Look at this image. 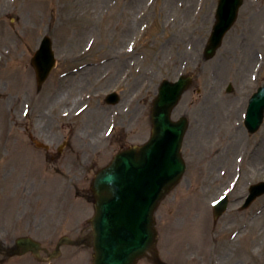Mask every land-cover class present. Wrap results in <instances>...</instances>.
Listing matches in <instances>:
<instances>
[{"label":"rangeland","instance_id":"374dc122","mask_svg":"<svg viewBox=\"0 0 264 264\" xmlns=\"http://www.w3.org/2000/svg\"><path fill=\"white\" fill-rule=\"evenodd\" d=\"M216 1L191 0L184 13L179 10L182 0H0V240L5 245L31 235L52 248L62 235L47 234L53 220L65 216L64 232L79 218L90 217L88 191L81 188L89 186L95 170L116 150L147 139L158 82L184 71L195 80L173 118H189L186 169L155 212L160 257L168 264H264V195L239 209L247 186L264 179V122L248 135L240 114L264 79V0H245L222 47L205 60ZM43 34L50 36L58 64L38 92L30 58ZM129 44L134 50L123 54ZM118 58L122 61H111ZM115 63L118 72L132 64L126 79L117 72L118 82L99 80ZM79 65L84 67L61 75ZM119 87L122 99L113 114L115 106L103 105L102 98ZM78 107L83 112L71 116ZM64 112L68 117L60 116ZM110 124L115 125L112 137H103ZM64 125H73L83 140L92 133L85 143L94 152L89 168L77 163L82 155L78 137L71 138L56 161H49L29 138L37 134L56 140L68 133ZM70 162L77 167L67 175ZM79 171L84 181L75 193L70 183ZM234 181L228 209L214 221L211 202ZM61 188L64 196H59ZM60 197L69 198L70 207L52 215L49 207ZM19 212L30 217L14 221ZM3 225L10 234L2 232ZM61 250L50 264H91L88 246L64 245ZM0 264L48 263L29 253L9 258L0 253ZM137 264L152 263L144 258Z\"/></svg>","mask_w":264,"mask_h":264},{"label":"water","instance_id":"95a60500","mask_svg":"<svg viewBox=\"0 0 264 264\" xmlns=\"http://www.w3.org/2000/svg\"><path fill=\"white\" fill-rule=\"evenodd\" d=\"M226 2L219 8L217 27H215V30H217L215 40L213 42L210 40L208 43L206 57L213 54L215 48L219 45L218 39L235 17L229 15L235 1ZM47 43L48 49H42L38 52L42 62L51 65L54 60L49 39H47ZM47 43H45L46 46ZM33 64L36 67L39 81H42L48 70L45 71L37 67L41 63L36 57L33 59ZM187 84L188 79L184 78L183 81L180 80L173 85L166 82L160 87V92L153 103L151 116L152 138L150 141L142 147H134L125 152L131 157L128 159L129 165L119 155L118 162L113 168H107L99 178L94 179L92 189L95 196L97 215L92 222L94 229L93 264H135L139 257L153 247L156 232L153 227L152 213L158 200L175 183V179H171L175 173L164 184L153 175L151 177L147 176L143 181V167L138 168L135 172L131 169V166L134 170L136 167H140L139 161L143 160V157L151 156L154 152V144L158 141L169 144L178 135V129L172 126L173 123L168 119V111ZM249 106L247 122L252 127L251 130H255L261 121L264 108V85L253 95ZM133 159H137L136 165H131ZM179 167L183 166L177 165L175 169L178 170ZM149 179L156 181V187L150 190H147L145 186L140 187V183L145 184ZM159 183L163 185L159 187ZM139 187L141 192L146 193L137 199ZM157 191L158 195L154 200ZM262 192H264V182L253 187V196ZM129 209H133L131 216H124V211ZM20 244L21 252L31 250L33 253H37L39 250V245L31 239H24Z\"/></svg>","mask_w":264,"mask_h":264},{"label":"bare ground","instance_id":"6f19581e","mask_svg":"<svg viewBox=\"0 0 264 264\" xmlns=\"http://www.w3.org/2000/svg\"><path fill=\"white\" fill-rule=\"evenodd\" d=\"M186 3H185V6H184V13H186L188 11V8H189V5L188 3L190 2V0H184ZM178 55H179V52H178Z\"/></svg>","mask_w":264,"mask_h":264},{"label":"flooded vegetation","instance_id":"af4514ba","mask_svg":"<svg viewBox=\"0 0 264 264\" xmlns=\"http://www.w3.org/2000/svg\"><path fill=\"white\" fill-rule=\"evenodd\" d=\"M49 158H50V159H53V155H50Z\"/></svg>","mask_w":264,"mask_h":264}]
</instances>
